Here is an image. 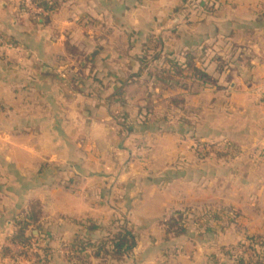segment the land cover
<instances>
[{
  "label": "crops",
  "instance_id": "crops-1",
  "mask_svg": "<svg viewBox=\"0 0 264 264\" xmlns=\"http://www.w3.org/2000/svg\"><path fill=\"white\" fill-rule=\"evenodd\" d=\"M31 1L33 8L27 0H0V264L24 263L23 247L9 237L31 200L43 204V232L64 235L70 218L98 210L89 200L107 199L100 175L108 147H124L122 130L132 135L129 146L163 135L149 124L154 114L142 120L146 98L130 111L120 104L127 88H141L154 53L195 57L209 93L199 98L209 114V138L238 145L243 153L234 166L253 168L264 181V0H210L211 8L196 6L200 12L192 19L189 0ZM149 76L150 88L156 76ZM112 114L120 116L115 130ZM221 115L233 122L217 123ZM253 150L261 153L258 160ZM148 175L126 177L149 182ZM251 235L224 241L236 245ZM256 235L264 237V229ZM161 243L140 239L132 256L141 264H217L214 254L171 256ZM158 248L163 253L151 255ZM48 264L68 263L53 251Z\"/></svg>",
  "mask_w": 264,
  "mask_h": 264
},
{
  "label": "rangeland",
  "instance_id": "rangeland-1",
  "mask_svg": "<svg viewBox=\"0 0 264 264\" xmlns=\"http://www.w3.org/2000/svg\"><path fill=\"white\" fill-rule=\"evenodd\" d=\"M200 1H188L186 15L190 19L200 12V9H195ZM150 63L149 70L143 72L141 88L135 86L127 88L120 104L124 110L130 111L140 100L146 98L142 120L147 119V114H154L149 124L153 131H163V135L151 134L147 139H134L132 143L135 144L129 146L128 137L131 138L132 135L127 136L125 130H122L120 144L124 146L123 149L118 150L114 145L108 147L110 155L106 167L102 172L101 167L99 169L102 174L100 178L103 179L102 182L105 183V189L109 194L107 199L100 201L99 204L89 200V206L91 204L98 207V210L96 209L93 214L89 212L88 215L79 214L70 218L65 226L64 235L59 233L60 236L57 237L52 235L40 238L29 248L22 246L23 249L20 248L19 252H23V264H39L36 257L38 254L44 257L45 254L51 255L53 251L65 256L69 248L64 242H70L77 236H82L86 240L92 237L110 238L123 227L136 234L138 240L155 237L160 243L165 242L159 247L165 245L164 252L167 250L171 256L185 253L186 256L203 254L210 258V255L214 254L216 258L213 261L216 260L217 264H236L239 257L257 264L258 257L264 256L261 249L252 250L246 240L236 245L224 241L225 238H233L235 235L245 237L247 234H253L252 237L262 232L264 181L259 182V176L253 168L243 169L234 166L235 159H240L243 153L239 147L237 148L238 145L209 138L207 123L209 114L204 113L199 103V98L201 96L208 98L209 93L204 84H201L203 83L201 78L195 83L190 79L176 77L169 81L168 85L155 78L154 83L149 84L151 86L149 88L146 80L151 79L149 72L162 71L155 64L159 61ZM196 93H200V96L196 97ZM175 100L184 103H173ZM126 101L131 103H128V106L123 105ZM111 118L112 129L115 130L114 124L120 122V116L112 114ZM232 122L224 115L217 121L223 126ZM121 124L125 126V120L122 119ZM139 143H144L146 149L139 151L137 149ZM249 154L255 160L261 157L259 151L253 150ZM95 165L98 169L97 162ZM249 169H252L251 173L246 175L245 172ZM132 173L136 175L148 173L147 178L150 181L127 180L126 176ZM177 212L185 215L187 235L165 241L167 229L165 224H168V220ZM93 218L102 220V225H96ZM63 221L65 222V218ZM81 223L87 228L92 224L99 228L89 231L79 226ZM33 235L39 237L38 231H33ZM174 239H178L176 246L171 245ZM53 243L56 245L51 246ZM47 247L49 250H44ZM136 250L139 252L141 249ZM159 250V248L152 250L151 255L158 254ZM160 253L163 251L160 250ZM132 255L133 253L120 264H141L135 255ZM90 262L101 264L93 258ZM68 264L80 263L73 260Z\"/></svg>",
  "mask_w": 264,
  "mask_h": 264
},
{
  "label": "trees",
  "instance_id": "trees-1",
  "mask_svg": "<svg viewBox=\"0 0 264 264\" xmlns=\"http://www.w3.org/2000/svg\"><path fill=\"white\" fill-rule=\"evenodd\" d=\"M35 1L39 3V5L45 6L43 0ZM209 2L210 0H201L197 6L210 9L211 6ZM184 58L185 60L181 61L180 59L168 56H164L163 58L162 55L154 53L152 60L161 62L164 69L159 71V73L149 72V75L156 76V78L167 85L169 81L174 80L176 77L187 80L202 79L205 77V73L197 68L195 57L192 54H187ZM173 103L182 104L184 102H177L175 100ZM184 216V213L177 212L175 216L173 215L171 219L168 220V224H165L167 226L165 241L187 235L188 229L185 226ZM45 218L46 214L43 204L39 200H31L27 208L16 218L17 229L14 234L9 237V241L13 244L29 248L34 242H38L40 238L47 237L48 233L43 232ZM79 226L89 231H95L99 228L94 224H92L90 228H87V226L82 223L79 224ZM35 230L38 231L39 237L33 235V231ZM246 241L249 243L252 250L256 251V248L261 249V254L262 256L264 255V237L259 235H254L252 237L248 236ZM64 243H67L69 248L68 253L64 256V261L67 263L76 260L77 263L80 264L83 262V264H91L90 260L93 258L100 261L101 264H120L124 263L133 253L138 245V238L132 231L123 227L110 238L95 239L92 237L86 240V238L82 236H77L70 242ZM44 250H49V248L47 247ZM36 257L39 264H48L49 262V254H45V258L40 254ZM236 264H253V261L250 260L247 262L246 258L239 257L237 258ZM257 264H264V256L258 257Z\"/></svg>",
  "mask_w": 264,
  "mask_h": 264
},
{
  "label": "built area",
  "instance_id": "built-area-1",
  "mask_svg": "<svg viewBox=\"0 0 264 264\" xmlns=\"http://www.w3.org/2000/svg\"><path fill=\"white\" fill-rule=\"evenodd\" d=\"M27 4H28L29 8H33V3L31 0H27ZM4 43L5 42L3 41L2 37H0V44H4Z\"/></svg>",
  "mask_w": 264,
  "mask_h": 264
},
{
  "label": "water",
  "instance_id": "water-1",
  "mask_svg": "<svg viewBox=\"0 0 264 264\" xmlns=\"http://www.w3.org/2000/svg\"><path fill=\"white\" fill-rule=\"evenodd\" d=\"M37 234V232H35V235Z\"/></svg>",
  "mask_w": 264,
  "mask_h": 264
}]
</instances>
